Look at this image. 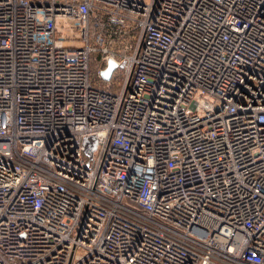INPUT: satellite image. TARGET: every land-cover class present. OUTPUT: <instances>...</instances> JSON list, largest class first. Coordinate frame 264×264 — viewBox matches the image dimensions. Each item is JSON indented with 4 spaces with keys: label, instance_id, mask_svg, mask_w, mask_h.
Returning a JSON list of instances; mask_svg holds the SVG:
<instances>
[{
    "label": "built area",
    "instance_id": "obj_1",
    "mask_svg": "<svg viewBox=\"0 0 264 264\" xmlns=\"http://www.w3.org/2000/svg\"><path fill=\"white\" fill-rule=\"evenodd\" d=\"M0 264H264V0H0Z\"/></svg>",
    "mask_w": 264,
    "mask_h": 264
},
{
    "label": "water",
    "instance_id": "obj_2",
    "mask_svg": "<svg viewBox=\"0 0 264 264\" xmlns=\"http://www.w3.org/2000/svg\"><path fill=\"white\" fill-rule=\"evenodd\" d=\"M118 62H116L114 59H110L108 62V67L104 70L103 76L105 79H109L112 71L118 66ZM96 143V140L93 138V142L90 144V150L89 152L94 148Z\"/></svg>",
    "mask_w": 264,
    "mask_h": 264
}]
</instances>
